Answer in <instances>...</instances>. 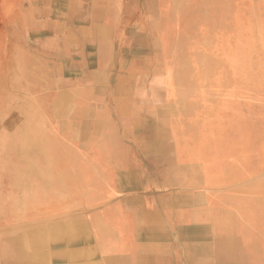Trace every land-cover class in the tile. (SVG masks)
<instances>
[{
	"label": "bare ground",
	"instance_id": "bare-ground-1",
	"mask_svg": "<svg viewBox=\"0 0 264 264\" xmlns=\"http://www.w3.org/2000/svg\"><path fill=\"white\" fill-rule=\"evenodd\" d=\"M93 1L97 6L90 3L92 0L84 6L90 15L88 19L91 27L83 31L84 39L80 42L82 45H95L98 52L104 54L111 45L109 27L117 25L122 4L120 0ZM76 3L77 8L80 5ZM144 5L148 13L143 21L141 35L143 37L147 31L157 33L158 43L162 46V49L158 47L161 57L158 64H151L149 45L140 38L139 47L143 57L132 63L126 84L119 85L121 77L116 79L117 99L125 95L120 100L118 115L126 134L139 139L143 151L152 162L162 166L166 174L177 180L218 183L238 181L245 176L246 179L235 183L229 193H201L196 190L191 194L186 191L179 196L180 202L175 211L169 210L163 215H158L154 210L151 213L144 211L135 202L121 199L101 211H90L89 216L72 217V229L68 226L51 231L52 228L39 225L5 233L0 236V240L7 239L8 244L0 247V255L9 250L32 258V262L40 260L42 264H91L88 256L96 253L100 256L101 264H108L106 259L115 257V247L109 246L105 240L109 238L121 242L120 245L126 249H133V244L137 245L135 224L139 221L144 225L143 230L146 229L153 238L160 236L161 230L169 239L191 240L205 234L214 238L211 239V245L183 248V261L179 255L164 259L147 255L148 250L142 249L143 253L137 254L135 264H264V154L259 152L264 150L259 144L264 142L261 138L264 135L258 133L260 125H255L264 118V107L257 112H249L244 111V107L242 109L240 99L234 101L235 96H238L235 92L249 98L244 100V104L247 100L250 103L254 101L248 96V90H245V78L249 69H258L247 46L252 40L250 25L258 12L264 23V0H145ZM128 8L121 18L123 25L131 24V20L126 22L130 18ZM94 9H98L95 11L97 13L105 11L111 14L107 25L102 27L96 22ZM152 36L150 34V41H155ZM237 69L242 73H237ZM261 70L258 75L264 79V67ZM89 79L92 82L85 86L74 85L72 90H62L60 104L65 102L69 105H59L56 114L69 118L75 130L68 138L70 141L64 142V146L52 145L48 154H57L59 159L65 156L71 163L68 172L67 168L58 167L59 163L53 164V167L62 169L63 173L59 177L54 175L53 170L56 168L44 167L40 170L47 181L39 186L43 191L45 209H56L52 207V200L67 195L71 199L70 205H76L77 198L84 193L87 202L96 200L103 203L113 194L107 189L105 145L112 143L113 151L123 163L126 164L129 157L128 147L117 136L115 123L102 118H108V106L101 111L102 115L97 113L96 101L102 98L105 86L101 82V74H89ZM147 95L152 97V103L158 108L148 118L142 119L147 123L142 125L134 109L131 113H125L124 110H129L130 105L134 107V102L142 103V96ZM258 103L255 102L254 106ZM165 106L169 108L168 111ZM242 112L248 113L249 118L239 125L235 120ZM223 115L233 116V119L224 121ZM133 120L137 125L135 129L130 126ZM108 126L110 131L106 132ZM83 138L94 147L93 153L86 157V160H90H87L88 172L78 166L83 154ZM175 142L178 148H174ZM27 152L28 149L19 147V153ZM35 152L41 155L39 150ZM17 157L10 166L14 177L20 175L16 172L20 167H15L21 164ZM53 159L56 160L55 157ZM31 162L39 171L38 165ZM70 169L74 170L72 174ZM4 176L0 178L3 180L0 188L7 187L3 183ZM75 176L82 180V186L75 183ZM24 181L28 182L19 176V194L14 202H17L18 208L29 211L27 207L35 199L20 189ZM91 193L95 195L90 197ZM193 202L197 206L191 211V219L196 220L195 214L199 220H208L209 224L192 225L182 217V213H187ZM3 205L9 206V201ZM40 205L43 206V203ZM57 224L62 225L63 222ZM122 229L126 230V238L120 235ZM90 242L96 245L95 252L88 250ZM191 252L200 256L192 257ZM126 261L123 260V263Z\"/></svg>",
	"mask_w": 264,
	"mask_h": 264
},
{
	"label": "rangeland",
	"instance_id": "rangeland-1",
	"mask_svg": "<svg viewBox=\"0 0 264 264\" xmlns=\"http://www.w3.org/2000/svg\"><path fill=\"white\" fill-rule=\"evenodd\" d=\"M144 2L145 0H133L131 3L129 0H120L122 8L117 16V25L109 27L111 29L110 49L106 53L100 54L95 45L88 43L82 45L80 42L84 39L83 31L91 27L88 19L90 15L84 10L85 4H89V0H78V3L76 0H0V178H3L5 174L3 183L7 184V187L0 188V236L39 225L52 228L51 231L58 227L62 230L68 226L72 229L74 225L72 217L89 216L90 211H101L118 203L121 199L129 203L135 202L139 209L146 211L154 206L168 207L171 203L169 199H172L174 193L178 191H188L191 194L196 190L201 193L203 191L204 193L211 191L229 193L235 183L246 179L245 176L238 181L230 180L218 183L206 181L187 183L177 180L172 175L166 174L162 166L147 160L131 141L133 135L126 134L125 126H122L118 115V113L120 114L119 105L125 95L117 99L116 79L121 77L118 84H126V77L132 63L143 57L139 47L140 38L149 45L151 64H158L161 57L159 48L162 49V46L158 43L157 33L147 31L143 37L141 35L144 30L143 21L147 18L148 13ZM74 3L80 6L76 8ZM90 3L97 6L93 0ZM127 8L130 11V18L126 22L129 23L131 20V24L123 25L124 22H121V18ZM95 11L98 9L93 11L94 16L97 17L96 22L102 27L107 25L106 21L111 18V14H106L105 11H100V13ZM254 17L253 23L250 25L252 40L247 48L250 50L258 70L249 69V73L244 71L247 75L245 90H248L247 92L250 94L248 96L252 97L254 101L250 103L251 101L247 100V103L244 104V100L249 98L244 94L240 95L239 92H235L238 96H235L234 99V101L240 99L242 109L244 107V111L249 110V112H257L256 110L264 107V79L258 75L264 67V23L261 21L259 12ZM150 34L153 35L155 41H150ZM150 45L154 47L151 48ZM97 73L101 74V82H104L105 85L102 90V98L100 97L96 101L97 113L102 115L101 111L106 109L105 106H108L109 116L102 118L104 121L107 119L115 123L117 136L128 145L130 154L126 161L127 165L121 168L117 166V161L113 158L114 154L112 153L113 145L107 143L105 148L109 151V157L105 160V174L107 189H110L113 194L102 203V201L96 200L87 202V195L84 193L77 198L76 205H70L71 199L68 195L60 196L52 200V207L56 209H45L43 191L39 186L47 181L41 175L40 170L44 167L45 169L56 168L53 172L56 177H59L63 172L58 167L67 168L66 172H68L71 163L70 159L68 160L65 156H61L59 159L60 156L58 157L57 154H48L52 145L61 144L64 146V142L70 141L68 138L73 129V123L69 118L59 117L56 114L59 105L66 107L69 105L65 102L60 104L62 90H72L74 85L85 86L92 82L89 79V74ZM237 73H242V71L237 69ZM151 100L150 95L142 96V103L141 101L137 104L134 102V107L130 105L129 110H124V112L131 113V110L134 109L139 121H142V125L147 124L142 119L148 118V115L153 111L156 112L158 108ZM257 101H259L258 105L254 106ZM165 109L168 111L169 108ZM221 117L224 121L233 119V116L223 115ZM246 118H249L248 113L242 112L235 122L241 125L244 120L246 121ZM130 123V126L135 129L136 121L133 120ZM258 124L260 125L258 133L264 135V118L256 122L255 125ZM105 131L109 132L110 127H106ZM174 134L172 135L174 136ZM261 138L264 139V137ZM259 144L264 147V142L261 141ZM19 147L28 149V152L26 154L19 153ZM82 147L83 152L88 155L94 151V147L88 142L82 143ZM176 147L178 148V143L175 142L174 148ZM38 150L41 153L40 156L35 152ZM259 152L264 154V150ZM15 157L25 165L15 166L20 167L19 171H16L20 175L14 177L10 166L16 160ZM35 157L43 158L42 162L40 163V159H35ZM31 161L38 165L39 171L32 166ZM56 162L60 165L53 167ZM87 165V160H83L81 157L78 166L84 167L88 172ZM7 168L9 170H6ZM70 171L72 170L70 169ZM19 176L28 180L22 184L20 188L22 192L31 194L35 199V202H31V205L27 207L30 208L29 211L18 208L15 204L17 202H14V198H17L19 194ZM74 180L77 185L82 186L80 178L75 176ZM2 181L1 179L0 182ZM93 195L95 193H91L90 197ZM5 201H9V206L3 205L6 203ZM41 202L43 206L40 205ZM67 205L69 207L65 208ZM122 215L126 216V213L122 212ZM60 221L63 222L62 225L57 224ZM135 225L138 233L136 244L138 255H140L143 253L141 251L143 243H148L147 245L151 248L155 246L150 241L143 239L144 225L139 221ZM121 236L122 238L127 237L125 229H122ZM105 243L109 246L115 244L109 238L107 241L105 240ZM7 244V239L0 240V247ZM89 244L91 247L88 250L95 252L96 245L92 242ZM122 247L124 248V245ZM177 249L179 259L183 261L184 251L178 241ZM130 255L137 256L134 253H130ZM88 257L91 264H101L100 256L96 253H92ZM31 260L32 258L25 256L24 262L28 263ZM106 261L108 264H115L113 258H107Z\"/></svg>",
	"mask_w": 264,
	"mask_h": 264
},
{
	"label": "crops",
	"instance_id": "crops-1",
	"mask_svg": "<svg viewBox=\"0 0 264 264\" xmlns=\"http://www.w3.org/2000/svg\"><path fill=\"white\" fill-rule=\"evenodd\" d=\"M72 130H75V129L73 128ZM84 139L85 138H83L82 143L88 142V143L91 144L90 141L84 140ZM131 141L133 142L134 145H136L140 149V151L142 152V154L144 155V157L147 160L152 161V159H150V157L143 151L139 139L133 137L131 139ZM124 144L126 146H128L126 143H124ZM112 153L113 154L115 153L113 155V158L117 161V166H119V168L124 167V166L126 167L127 164L122 162L121 158L116 154V152L112 151ZM106 154H107V158H108L109 157L108 156L109 155V151H107ZM87 156H89V155L83 152L82 159L86 160ZM185 193H186V191H178V192L174 193L173 198L169 199V202H171V203H170V205L168 207H161V206L155 207L154 206V207L149 208V210H146V211H149L151 213L154 210V211L157 212L158 215H163L165 212H167L169 210L174 212L176 207H177V205H178V203L180 202L179 196L183 195ZM196 206H197V204L195 202L191 203L188 212L187 213L186 212L182 213V217L185 220H187L188 222H190L192 225H206V224H209L208 220H199L198 217L195 214H194V217H195L196 220H192L191 219V211ZM135 230L137 231V227L136 226H135ZM142 234H143L142 237H143V239H145V241L146 240L150 241L155 246L154 248H151V246L147 245L148 243L147 244H145V243L142 244V246H143L142 249H147L148 250L147 251V255H153V256L164 258V259H172V258L178 256L177 241L179 242L180 247L185 248V247L192 246V245H194V246L211 245L213 243V240L211 242V239L214 238V236H212V235L208 237L205 234L203 236H200L199 238H194V239H191V240H186V239L185 240H176L174 238L169 239V238H167L164 230H161L160 231V236L157 235L155 238H153L151 235H149V233H148V231L146 229L143 230ZM120 235H121V232H120ZM137 235H138V233H137ZM171 235H173V232H171ZM120 243L115 242V244L113 245V247H115L114 248V256L115 257H113L115 264H135L136 257H134L133 255H130V253L138 254V250H137L138 246L133 244V246H134L133 249H126L125 247L123 248L122 245H120ZM119 249H121L122 251H118ZM155 250H159V251H155ZM124 251H126V252H124ZM191 253H192V255H191L192 257H199L200 256L196 252H191ZM24 259H25L24 255L13 253V252L8 250L7 253H3V254L0 255V264H42V262H40L38 260L36 262L29 261L28 263H25ZM125 259L128 260V262L126 261V262L123 263V260H125Z\"/></svg>",
	"mask_w": 264,
	"mask_h": 264
}]
</instances>
